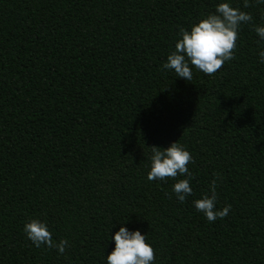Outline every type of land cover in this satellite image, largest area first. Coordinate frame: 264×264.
Segmentation results:
<instances>
[{
	"label": "trees",
	"instance_id": "trees-1",
	"mask_svg": "<svg viewBox=\"0 0 264 264\" xmlns=\"http://www.w3.org/2000/svg\"><path fill=\"white\" fill-rule=\"evenodd\" d=\"M218 2L0 0V264H105L121 226L148 234L154 264H264V42L251 28L264 5L231 0L253 19L216 73L161 67ZM177 141L192 156L184 203L176 180L146 179L148 147ZM213 179L231 210L209 223L192 201ZM33 218L69 241L63 255L26 239Z\"/></svg>",
	"mask_w": 264,
	"mask_h": 264
},
{
	"label": "clouds",
	"instance_id": "clouds-1",
	"mask_svg": "<svg viewBox=\"0 0 264 264\" xmlns=\"http://www.w3.org/2000/svg\"><path fill=\"white\" fill-rule=\"evenodd\" d=\"M251 3L264 5V0H251ZM242 6L250 7V0H243ZM252 19L249 12L243 11L241 7H234L231 0H219L212 12L202 16L188 28H179L174 50L167 55L166 62L161 65L162 70H174L178 78L186 81L192 80L193 67L205 75L216 73L225 62L234 59L240 27L250 24ZM251 28L258 38L257 45H260L264 42V22L252 24ZM257 55L258 63L264 64V48ZM148 149L150 155L146 179L176 180L171 191L177 201L184 203L187 197L193 195L191 181L194 177L187 167L192 162L190 152L178 141L170 143L166 148L152 146ZM178 176L183 178L176 179ZM216 187L217 180L213 179L208 192L192 201L194 209L209 223L223 219L231 210V205L217 207ZM22 232L34 247L55 249L58 255H63L66 248L70 247L66 238L54 242L48 224L39 218L25 222ZM147 235H142L139 229L119 227L118 231L110 235L114 248L104 255L105 264H154V249L147 241Z\"/></svg>",
	"mask_w": 264,
	"mask_h": 264
}]
</instances>
